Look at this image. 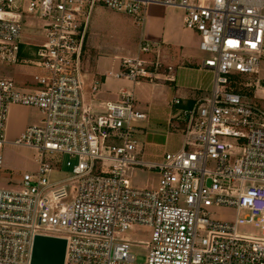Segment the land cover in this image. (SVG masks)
<instances>
[{"label":"built area","instance_id":"1","mask_svg":"<svg viewBox=\"0 0 264 264\" xmlns=\"http://www.w3.org/2000/svg\"><path fill=\"white\" fill-rule=\"evenodd\" d=\"M151 3L184 10L185 26L199 32L200 49L212 54L203 68L213 83L211 95L179 117L182 148L153 162L136 152L133 123L146 113L133 92L121 90L118 100L96 110L82 98V54L94 9L140 23ZM31 14L47 32L40 44L22 40ZM262 59L264 0H0V62L42 70L34 75L36 88L0 79V166L10 106L42 114L13 141L34 149L38 165L23 173L19 189L0 188V264H31L36 235L67 240L64 264H264V79L250 85L253 94L237 88L238 75L256 72ZM172 70L160 59L125 57L110 74L139 81ZM64 156L78 179L72 202H64L67 185L49 179ZM134 166L154 170L158 187H133L126 170ZM212 206L248 213L232 223L210 216ZM245 222L260 226L262 236L239 233L237 223ZM134 224L147 227L151 240L120 237ZM139 244L146 246L143 261Z\"/></svg>","mask_w":264,"mask_h":264},{"label":"crops","instance_id":"2","mask_svg":"<svg viewBox=\"0 0 264 264\" xmlns=\"http://www.w3.org/2000/svg\"><path fill=\"white\" fill-rule=\"evenodd\" d=\"M184 16L185 12L180 7L151 3L143 10L142 21L138 23L128 14L98 6L89 21L82 54L84 102L96 110L102 107L103 102L117 100L121 90L133 92L135 98L138 96L137 107L146 113L144 125H150L152 120L155 123L166 120L167 127L176 130L178 140L175 145H171L168 137L163 145L175 151L182 148L184 141V122L179 117L185 110L209 97L213 85L211 73L203 68L206 58L200 49L199 32L185 26ZM145 42L153 45L152 51L140 49ZM125 57H137L147 64L160 59L173 70L139 81L110 74V71L121 69ZM35 68V74L42 72L40 68ZM167 76L171 79H166ZM20 87L36 88L37 84L34 80L27 81ZM175 99H179L180 103H174ZM41 119L38 108L13 104L9 108L5 134L17 138L26 127L39 124ZM174 119L178 125L173 127L171 123ZM158 130L155 128L154 132ZM140 132V142L148 144L150 150L157 151L162 146L154 140L149 141L146 133ZM179 140L182 143L179 144ZM143 155L145 159L139 155L141 159L150 162L157 161L159 157L144 151Z\"/></svg>","mask_w":264,"mask_h":264},{"label":"rangeland","instance_id":"3","mask_svg":"<svg viewBox=\"0 0 264 264\" xmlns=\"http://www.w3.org/2000/svg\"><path fill=\"white\" fill-rule=\"evenodd\" d=\"M42 20L37 14L27 15L24 18L22 24V40L26 44H40L45 40L46 31L42 26ZM205 58H210L212 54L202 51ZM36 68L32 64L28 63H7L0 62V79H10L15 82L16 85L24 86L28 81L34 80ZM239 81L237 88L243 89V92H248L251 88L250 85L254 84L256 78L264 79V59L261 60L260 65L256 72L247 75H238ZM24 88V87H23ZM249 94V93H248ZM253 94V93H251ZM256 96L260 94L255 93ZM140 97V95H139ZM138 99L136 96L135 101ZM118 100V99H117ZM264 107V100L259 103ZM144 119L134 122L133 125L140 131L146 133L149 137L148 140H154L160 145L155 149H149L148 144H143L138 138L136 144V152L145 159L143 151L152 156L158 157L156 160H162L167 152H177L170 147L165 148L164 143L169 138L171 145H175L174 142L178 140L176 138V130L167 127L166 120L155 123L153 120L150 125H144ZM171 125L174 127L178 125L177 120H173ZM158 126V127H157ZM155 128H158V132H154ZM185 127H183L184 129ZM182 136V141H183ZM7 143L2 148L3 164L0 166V188L19 189L22 180V175L26 171H35L38 165L37 155L38 153L27 146L13 144L16 139L15 136L8 137L5 135ZM184 142V141H183ZM182 143L179 140V144ZM241 152H238L240 154ZM145 154V153H144ZM160 154V155H159ZM68 156H64L60 167H55L54 171L49 174L50 181H63L67 185L68 197L64 199V202H72L76 195V187L78 179L74 178L71 172V168L66 166ZM75 162V160H74ZM213 167V161H210L209 168ZM126 176L130 179L132 186L136 188L156 189L158 187L159 176L158 174L146 166H134L126 170ZM246 210L237 212L236 208H228L221 206H212L209 208V215L215 218L236 222L237 218H245L247 215ZM237 231L242 234H250L254 236H262V229L260 226H256L253 222L237 223ZM124 239H128L135 242L144 243L150 241V231L147 227L140 224H134L130 229L126 230L120 235ZM146 246L139 244L136 247L137 260L143 261L147 254Z\"/></svg>","mask_w":264,"mask_h":264},{"label":"water","instance_id":"4","mask_svg":"<svg viewBox=\"0 0 264 264\" xmlns=\"http://www.w3.org/2000/svg\"><path fill=\"white\" fill-rule=\"evenodd\" d=\"M67 240L63 237L36 235L33 242L31 264H64Z\"/></svg>","mask_w":264,"mask_h":264},{"label":"trees","instance_id":"5","mask_svg":"<svg viewBox=\"0 0 264 264\" xmlns=\"http://www.w3.org/2000/svg\"><path fill=\"white\" fill-rule=\"evenodd\" d=\"M249 92H250V93H253V89H250Z\"/></svg>","mask_w":264,"mask_h":264}]
</instances>
